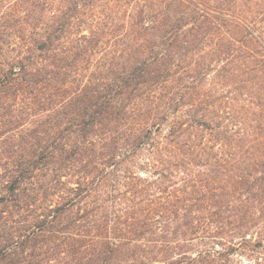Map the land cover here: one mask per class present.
<instances>
[{"label": "trees", "instance_id": "obj_1", "mask_svg": "<svg viewBox=\"0 0 264 264\" xmlns=\"http://www.w3.org/2000/svg\"><path fill=\"white\" fill-rule=\"evenodd\" d=\"M0 264H264V0H0Z\"/></svg>", "mask_w": 264, "mask_h": 264}, {"label": "rangeland", "instance_id": "obj_2", "mask_svg": "<svg viewBox=\"0 0 264 264\" xmlns=\"http://www.w3.org/2000/svg\"><path fill=\"white\" fill-rule=\"evenodd\" d=\"M1 147H0V153H1ZM0 164H3L2 162H0ZM2 167H0V173H1Z\"/></svg>", "mask_w": 264, "mask_h": 264}]
</instances>
